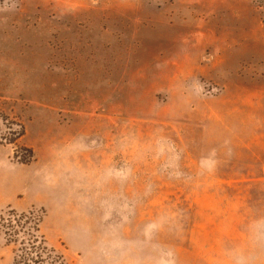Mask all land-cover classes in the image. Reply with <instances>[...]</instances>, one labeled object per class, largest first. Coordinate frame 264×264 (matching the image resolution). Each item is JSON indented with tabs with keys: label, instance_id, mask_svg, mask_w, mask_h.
I'll return each instance as SVG.
<instances>
[{
	"label": "rangeland",
	"instance_id": "obj_1",
	"mask_svg": "<svg viewBox=\"0 0 264 264\" xmlns=\"http://www.w3.org/2000/svg\"><path fill=\"white\" fill-rule=\"evenodd\" d=\"M34 236L264 264V0H0V264Z\"/></svg>",
	"mask_w": 264,
	"mask_h": 264
},
{
	"label": "trees",
	"instance_id": "obj_2",
	"mask_svg": "<svg viewBox=\"0 0 264 264\" xmlns=\"http://www.w3.org/2000/svg\"><path fill=\"white\" fill-rule=\"evenodd\" d=\"M14 215L16 214H12L11 216L15 217ZM39 239L40 238L34 236V239L27 241V244L31 246V249H33V253H35V257L24 260L21 263L17 262L16 264H63L64 262L63 254H60L58 252L56 253L55 250H50L48 248V245L44 242V240L42 238L40 240ZM28 252L29 251H27L26 249L23 258H26L25 257L26 255L28 257L31 256V254H29Z\"/></svg>",
	"mask_w": 264,
	"mask_h": 264
}]
</instances>
